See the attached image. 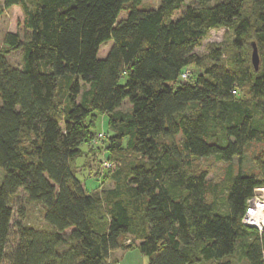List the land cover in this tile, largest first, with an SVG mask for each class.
<instances>
[{"label":"trees","instance_id":"16d2710c","mask_svg":"<svg viewBox=\"0 0 264 264\" xmlns=\"http://www.w3.org/2000/svg\"><path fill=\"white\" fill-rule=\"evenodd\" d=\"M188 1L0 0V16L13 9L18 18L0 42V264L12 227L8 264H116L111 253L136 247L148 264H232L238 250L264 264V232L241 224L264 188V153L256 173L231 167L248 145H264V0H190L172 20ZM220 28L231 31L229 46L199 57ZM93 112L108 117L99 145ZM104 153L120 167L93 172ZM207 158L228 165L223 200L193 166ZM91 177L111 187L90 189ZM20 191L43 207L47 229L25 226L21 211L12 223Z\"/></svg>","mask_w":264,"mask_h":264},{"label":"rangeland","instance_id":"374dc122","mask_svg":"<svg viewBox=\"0 0 264 264\" xmlns=\"http://www.w3.org/2000/svg\"><path fill=\"white\" fill-rule=\"evenodd\" d=\"M160 2L161 0H143L142 5L144 7L156 9L159 7ZM245 2H246V6H248L249 8L250 1L246 0ZM188 6H192V2H190V0L186 2L184 6H182L180 10L173 15L172 20H176L186 10ZM16 20H18L17 12H15V10L13 9L4 11L3 14L0 16V42L3 41V38L7 33H11L15 30ZM20 32L22 31L20 30ZM232 39H233L232 33L227 28L215 29L207 34V36L202 40L201 46L195 50V53L199 57H204L207 54L208 51L207 49L210 45H216L219 47V49H225L229 46V42H231ZM251 55H252V47H251L249 61H250V65L253 66ZM8 59L10 65L14 67L19 66L20 64L19 53L11 54ZM189 71L190 73H192V75H199L201 73V71L195 66L189 67L186 72ZM182 79L185 78L182 77ZM185 80L183 82H185ZM124 81L125 79L123 77L120 81V84H123ZM62 87L63 86L61 85V88H59V91L56 96V99H58V101L62 99V92H63ZM120 111L123 113L130 111V105L128 104L127 101H125L122 104ZM87 124L89 126L91 124V130L94 133L102 132L108 135L110 134V131L108 129V117L101 116L98 112H93L88 117ZM81 150L85 152L86 148L82 146ZM263 153H264L263 144L252 143L248 145L247 148L245 149L242 160L240 161L234 160V162L232 163L231 165L232 172L235 174L239 169L238 167L240 166L241 170L243 171L256 173L254 167L255 159ZM107 156L109 157L108 154L104 153L96 158H93L94 160L90 162V169L93 170V172H96L98 170V165L102 166L103 162L106 161ZM84 161H86L84 157H79L76 160V167L78 168L77 169L75 168V170L77 173V178L80 180L83 179L84 174L82 173V171H80L79 168L80 167L84 168V164H86V162ZM112 163L114 164L116 169L120 167V162L117 160V158L112 159ZM193 166L207 173V178H206L207 182L216 187V194L219 195L220 200H223L224 194H222L221 185H224V180L226 179V172L229 169L228 165L223 164L221 162H217L213 158H207V159H200L198 161H193ZM3 175H4V171L0 169V181L2 180ZM90 176L91 175H89V177ZM86 183L89 185L90 189H96V191H101V189H109L111 187V183H108L106 181L104 183L95 182L94 177H91L89 178V180H86ZM11 207L13 209L12 223H14L19 219V211H21L23 216V224L25 226L39 230L47 229L43 220L44 217L43 207L38 203L28 202L26 199V195L23 192L20 191L11 200ZM132 239L133 238L128 235L122 239V243L130 244L132 242ZM16 244H17V240L15 236V229L12 227L7 243L6 259L3 264H8L9 253L12 250H14ZM263 260H264V254H263ZM110 261L115 262L116 264H148V258L143 256L137 247L133 249H121L114 251L111 254ZM231 262L232 264H248L241 257L239 250L233 255V257L231 258Z\"/></svg>","mask_w":264,"mask_h":264},{"label":"built area","instance_id":"2783aa9c","mask_svg":"<svg viewBox=\"0 0 264 264\" xmlns=\"http://www.w3.org/2000/svg\"><path fill=\"white\" fill-rule=\"evenodd\" d=\"M186 74L183 76L186 79ZM104 134L100 133L97 135L96 139L93 142V145H99L104 140ZM103 169H113L114 164L109 161H104L102 164ZM258 203L264 204V188L255 189L252 197L246 203L245 213L241 219V224L247 228H253L259 233L264 232V228L260 226L262 218L264 217V208L258 209ZM255 220L258 223H255Z\"/></svg>","mask_w":264,"mask_h":264},{"label":"water","instance_id":"95a60500","mask_svg":"<svg viewBox=\"0 0 264 264\" xmlns=\"http://www.w3.org/2000/svg\"><path fill=\"white\" fill-rule=\"evenodd\" d=\"M251 60H252L253 68L256 71L258 69V65H259V58H258L257 50H256L254 44H252Z\"/></svg>","mask_w":264,"mask_h":264},{"label":"bare ground","instance_id":"6f19581e","mask_svg":"<svg viewBox=\"0 0 264 264\" xmlns=\"http://www.w3.org/2000/svg\"><path fill=\"white\" fill-rule=\"evenodd\" d=\"M258 209H262V208H264V204H260V203H258ZM255 223H258V221L257 220H255ZM260 226L262 227V228H264V217L262 218V222H260Z\"/></svg>","mask_w":264,"mask_h":264},{"label":"crops","instance_id":"0c3cea01","mask_svg":"<svg viewBox=\"0 0 264 264\" xmlns=\"http://www.w3.org/2000/svg\"><path fill=\"white\" fill-rule=\"evenodd\" d=\"M112 254V253H111Z\"/></svg>","mask_w":264,"mask_h":264}]
</instances>
